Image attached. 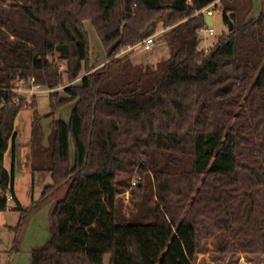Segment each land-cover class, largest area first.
<instances>
[{"label": "trees", "instance_id": "obj_1", "mask_svg": "<svg viewBox=\"0 0 264 264\" xmlns=\"http://www.w3.org/2000/svg\"><path fill=\"white\" fill-rule=\"evenodd\" d=\"M226 1L0 0V187L14 195L13 203L0 198V212L20 214L18 236L66 187L31 264H105L106 256L109 264H194L200 238L215 235L218 253L264 260V10L206 52L201 11ZM222 13L227 24L236 17ZM86 21L109 62L60 94L57 60L70 81L89 64ZM159 23L163 51L148 52L144 66L123 59L132 51L118 56ZM25 81L50 91L52 114L74 103L70 120L54 123L52 184L28 208L14 192V124L37 101L13 105L9 90ZM136 170L137 214L128 219L118 178Z\"/></svg>", "mask_w": 264, "mask_h": 264}, {"label": "rangeland", "instance_id": "obj_2", "mask_svg": "<svg viewBox=\"0 0 264 264\" xmlns=\"http://www.w3.org/2000/svg\"><path fill=\"white\" fill-rule=\"evenodd\" d=\"M211 7L206 15L211 17L213 26L200 33V49L204 51L210 50L222 37H227L230 34L229 24L224 21L223 7L235 10L236 17L233 19V27L234 25L240 26L264 10V0H227L224 4ZM158 27L160 29L158 31H161L162 23H159ZM84 28L90 44L89 64L79 79L70 81L65 73L68 69L67 63L57 60V64L63 73V84L56 89L60 94H63L65 87L78 85L83 76L93 73L109 62L92 23L86 21ZM210 30L213 31L211 36L209 35ZM162 35H159L156 40L154 51L158 53L163 51L166 46ZM149 55L150 53H145L140 48H136L123 59H128L135 66H144ZM21 85L27 86L28 84L25 81L23 84L18 83L13 87L15 89ZM26 100V107L36 101L37 107L36 109L25 108L16 117L14 127L19 139L16 140L15 164L13 163L12 142L4 160V165L9 171L12 170L14 164L15 192L23 208L30 207L32 202H38L45 187L52 184L50 150L54 123L56 120L68 122L74 106V103H70L58 108L52 114L49 93H41L34 97L29 95ZM135 179L142 180V175L138 170L132 173H122L118 178L117 201L123 207V213L128 219L137 214L133 196L136 189L132 187ZM65 191L66 187L31 212L18 236L14 228L18 224L20 214L11 210L0 212V264H31L33 250L45 246L52 236L51 215L53 206L56 200L64 196ZM150 202L152 203V201ZM200 241L201 248L195 257L194 264H264V260L257 255L218 253L215 245L216 235L201 237ZM109 260L110 257L106 256L105 264H109Z\"/></svg>", "mask_w": 264, "mask_h": 264}, {"label": "built area", "instance_id": "obj_3", "mask_svg": "<svg viewBox=\"0 0 264 264\" xmlns=\"http://www.w3.org/2000/svg\"><path fill=\"white\" fill-rule=\"evenodd\" d=\"M211 8L212 7L204 9L203 11H201V13L206 15V13H209ZM165 31H166L165 29H162L161 31H158V32L154 33L153 35L148 36L138 45L122 50L118 56H123L126 53L135 50L136 48H140L145 53L152 51L156 47L157 38L159 37V35L163 34ZM205 31H207V30H205ZM209 35L210 36L213 35L212 30L209 31ZM208 50L209 49H207L206 52ZM19 83L23 84V82H19ZM9 90L15 94V97L12 100L13 105H18L19 102L22 100V97H24V100H26L27 96H29V95L34 97V96L39 95L41 93L50 92L49 90L42 89L40 86L34 85V84L27 85V86L21 85L15 89L13 88V89H9ZM4 106H5V102H2L1 107H4ZM138 182H139V179H135L132 183V187H136L138 185ZM0 198L5 199L8 203L14 202V195L10 192V190L3 192L1 190V187H0Z\"/></svg>", "mask_w": 264, "mask_h": 264}, {"label": "water", "instance_id": "obj_4", "mask_svg": "<svg viewBox=\"0 0 264 264\" xmlns=\"http://www.w3.org/2000/svg\"><path fill=\"white\" fill-rule=\"evenodd\" d=\"M234 17H235V15H234V13H232V14L230 15L231 21H230V23H229V29H230V32L233 31V29H234V27H233V19H234ZM205 18H206L207 25H208L209 27L213 26V22H212L211 17H210L209 15H206ZM22 100H24V97H22Z\"/></svg>", "mask_w": 264, "mask_h": 264}, {"label": "crops", "instance_id": "obj_5", "mask_svg": "<svg viewBox=\"0 0 264 264\" xmlns=\"http://www.w3.org/2000/svg\"><path fill=\"white\" fill-rule=\"evenodd\" d=\"M258 14H256L255 16H257ZM18 133H17V138H18ZM17 138H16V140H17ZM19 139V138H18ZM16 142L17 141H15V152H16ZM7 169V168H6ZM14 192H15V183H14ZM15 196H16V199L18 200V202L20 203V201H19V199H18V197H17V194H16V192H15ZM22 206V205H21ZM23 207V206H22Z\"/></svg>", "mask_w": 264, "mask_h": 264}]
</instances>
